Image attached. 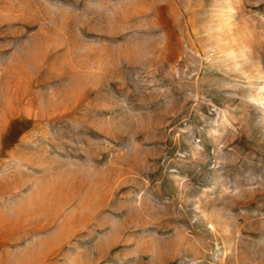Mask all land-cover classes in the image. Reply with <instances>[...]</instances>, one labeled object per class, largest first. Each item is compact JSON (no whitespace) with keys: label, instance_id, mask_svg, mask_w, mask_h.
Returning <instances> with one entry per match:
<instances>
[{"label":"rangeland","instance_id":"obj_1","mask_svg":"<svg viewBox=\"0 0 264 264\" xmlns=\"http://www.w3.org/2000/svg\"><path fill=\"white\" fill-rule=\"evenodd\" d=\"M0 264H264V0H0Z\"/></svg>","mask_w":264,"mask_h":264}]
</instances>
